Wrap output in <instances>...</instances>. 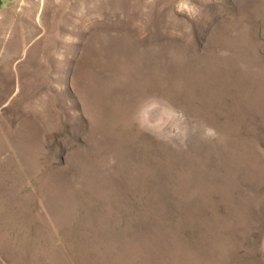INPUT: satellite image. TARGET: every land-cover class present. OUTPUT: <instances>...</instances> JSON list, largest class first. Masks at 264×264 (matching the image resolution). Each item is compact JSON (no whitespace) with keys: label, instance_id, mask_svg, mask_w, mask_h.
<instances>
[{"label":"rangeland","instance_id":"1","mask_svg":"<svg viewBox=\"0 0 264 264\" xmlns=\"http://www.w3.org/2000/svg\"><path fill=\"white\" fill-rule=\"evenodd\" d=\"M0 264H264V0H0Z\"/></svg>","mask_w":264,"mask_h":264},{"label":"clouds","instance_id":"2","mask_svg":"<svg viewBox=\"0 0 264 264\" xmlns=\"http://www.w3.org/2000/svg\"><path fill=\"white\" fill-rule=\"evenodd\" d=\"M204 135L206 138H216L217 132L211 127L204 128Z\"/></svg>","mask_w":264,"mask_h":264},{"label":"bare ground","instance_id":"3","mask_svg":"<svg viewBox=\"0 0 264 264\" xmlns=\"http://www.w3.org/2000/svg\"><path fill=\"white\" fill-rule=\"evenodd\" d=\"M12 10V9H11ZM30 12H32V11H30ZM16 15V14H15ZM30 15H31V13H30Z\"/></svg>","mask_w":264,"mask_h":264}]
</instances>
